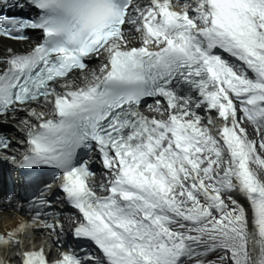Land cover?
I'll return each mask as SVG.
<instances>
[{
	"label": "snow or ice",
	"instance_id": "1",
	"mask_svg": "<svg viewBox=\"0 0 264 264\" xmlns=\"http://www.w3.org/2000/svg\"><path fill=\"white\" fill-rule=\"evenodd\" d=\"M28 31L0 55V128L23 137L0 131V163L37 188L34 231L95 248L51 264H264V0H0V38Z\"/></svg>",
	"mask_w": 264,
	"mask_h": 264
},
{
	"label": "bare ground",
	"instance_id": "2",
	"mask_svg": "<svg viewBox=\"0 0 264 264\" xmlns=\"http://www.w3.org/2000/svg\"><path fill=\"white\" fill-rule=\"evenodd\" d=\"M135 42V45H139V39L137 36H134L132 38ZM33 43L32 40H30L29 42H12L9 40H4V39H0V55L5 54L6 48L11 47L16 51L22 52L24 50H26L29 45ZM101 64V61H94V63H91L88 67L89 69H97ZM155 113H153L151 111V115H153ZM9 134H11L12 137H15L16 139H22L23 137L21 136V134L19 132H17L14 128H10ZM13 145H15L16 147H18V145H16L15 143H13ZM238 199H240L239 197H237ZM243 202V201H242ZM11 207V209H10ZM9 211H12L8 217H0V231L1 232H10L12 231V229H14V232H17V228L20 225V223L22 221H24L26 219L25 216L20 215L18 213V210H16V205H11L9 206ZM21 240L24 241L25 243L22 244H17L14 247H11V250L9 251V247L5 248L2 252H0V254L7 260L10 261H18V264H21V260L19 258H17V254L18 253H22L25 250L31 251L33 248H39L41 245H43L45 243V240L48 242V244L51 243L50 238L49 237H45L43 232H33V234L31 236H21ZM56 252H60V250H56Z\"/></svg>",
	"mask_w": 264,
	"mask_h": 264
},
{
	"label": "rangeland",
	"instance_id": "3",
	"mask_svg": "<svg viewBox=\"0 0 264 264\" xmlns=\"http://www.w3.org/2000/svg\"><path fill=\"white\" fill-rule=\"evenodd\" d=\"M149 104H153V103H149ZM148 110H150V109H149L147 106H144V107L142 108V111H144L146 115H149L148 113H146V111H148ZM153 115H154V114H153ZM149 116H151V113H150Z\"/></svg>",
	"mask_w": 264,
	"mask_h": 264
}]
</instances>
